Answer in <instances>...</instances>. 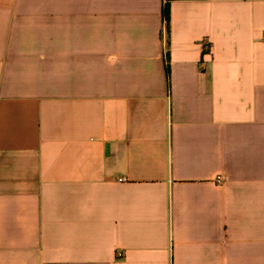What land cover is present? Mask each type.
<instances>
[{
	"label": "crops",
	"instance_id": "crops-1",
	"mask_svg": "<svg viewBox=\"0 0 264 264\" xmlns=\"http://www.w3.org/2000/svg\"><path fill=\"white\" fill-rule=\"evenodd\" d=\"M0 264H264V0H0Z\"/></svg>",
	"mask_w": 264,
	"mask_h": 264
},
{
	"label": "trees",
	"instance_id": "trees-1",
	"mask_svg": "<svg viewBox=\"0 0 264 264\" xmlns=\"http://www.w3.org/2000/svg\"><path fill=\"white\" fill-rule=\"evenodd\" d=\"M163 12H164L165 17L168 18V16H169V7H168V4H166L164 6ZM168 73H169V69L167 70V74Z\"/></svg>",
	"mask_w": 264,
	"mask_h": 264
},
{
	"label": "built area",
	"instance_id": "built-area-1",
	"mask_svg": "<svg viewBox=\"0 0 264 264\" xmlns=\"http://www.w3.org/2000/svg\"><path fill=\"white\" fill-rule=\"evenodd\" d=\"M121 255V254H120Z\"/></svg>",
	"mask_w": 264,
	"mask_h": 264
}]
</instances>
